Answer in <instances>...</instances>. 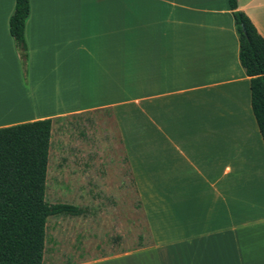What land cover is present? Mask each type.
<instances>
[{
	"label": "crops",
	"instance_id": "obj_1",
	"mask_svg": "<svg viewBox=\"0 0 264 264\" xmlns=\"http://www.w3.org/2000/svg\"><path fill=\"white\" fill-rule=\"evenodd\" d=\"M236 3L264 39V0ZM14 6L0 0V128L107 114L149 191L152 242L113 260L264 264V144L228 0H29L25 67ZM145 149L179 171L144 172Z\"/></svg>",
	"mask_w": 264,
	"mask_h": 264
},
{
	"label": "rangeland",
	"instance_id": "obj_2",
	"mask_svg": "<svg viewBox=\"0 0 264 264\" xmlns=\"http://www.w3.org/2000/svg\"><path fill=\"white\" fill-rule=\"evenodd\" d=\"M108 117L94 113L54 120L45 201L74 205L85 212L47 218L43 264H75L86 257L92 262L84 264H124L110 254L144 247L155 236L149 191L133 179ZM140 153L137 160L146 173L166 176L179 171L172 169L173 164L148 158L153 157L152 150ZM155 183L157 191L180 187L177 181Z\"/></svg>",
	"mask_w": 264,
	"mask_h": 264
},
{
	"label": "trees",
	"instance_id": "obj_3",
	"mask_svg": "<svg viewBox=\"0 0 264 264\" xmlns=\"http://www.w3.org/2000/svg\"><path fill=\"white\" fill-rule=\"evenodd\" d=\"M239 37V59L250 79L251 109L264 144V39L228 0ZM29 0H15L9 32L26 64L24 26ZM53 121L50 118L0 128V264H43L46 220L80 216L70 204H48L45 182Z\"/></svg>",
	"mask_w": 264,
	"mask_h": 264
}]
</instances>
